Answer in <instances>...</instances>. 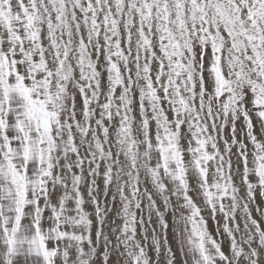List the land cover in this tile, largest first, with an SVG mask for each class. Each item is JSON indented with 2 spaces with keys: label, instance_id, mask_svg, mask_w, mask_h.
I'll return each instance as SVG.
<instances>
[{
  "label": "snow or ice",
  "instance_id": "obj_1",
  "mask_svg": "<svg viewBox=\"0 0 264 264\" xmlns=\"http://www.w3.org/2000/svg\"><path fill=\"white\" fill-rule=\"evenodd\" d=\"M0 264H264V0H0Z\"/></svg>",
  "mask_w": 264,
  "mask_h": 264
}]
</instances>
